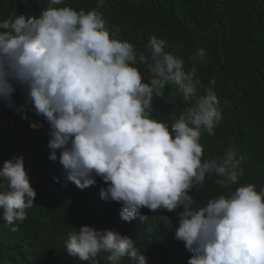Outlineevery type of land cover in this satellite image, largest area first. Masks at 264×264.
<instances>
[{"label":"clouds","instance_id":"clouds-1","mask_svg":"<svg viewBox=\"0 0 264 264\" xmlns=\"http://www.w3.org/2000/svg\"><path fill=\"white\" fill-rule=\"evenodd\" d=\"M62 3L48 0L38 17L14 13L0 20V102L24 119L29 111L42 117L49 127V160H57L59 149L64 178L80 190L100 178L107 185L100 199L121 204L123 221L139 217L145 223L142 208H182L174 239L191 254L187 264H264V188L241 184L193 207L190 192L206 179L215 177L216 185L228 189L243 176L234 142L221 155L204 158L200 141L213 136L223 119L214 81L205 87L197 74V63L208 60L205 49L190 57V68L155 36L138 53L99 11L104 0L87 12L55 7ZM166 86H175L185 105L170 122L152 118L153 100L164 97ZM17 89L25 97L19 108ZM35 197L23 157L5 161L3 219L24 221ZM65 250L91 264H98L101 253L108 264H124L125 258L127 264H146L133 238L88 225L71 228Z\"/></svg>","mask_w":264,"mask_h":264},{"label":"trees","instance_id":"trees-1","mask_svg":"<svg viewBox=\"0 0 264 264\" xmlns=\"http://www.w3.org/2000/svg\"><path fill=\"white\" fill-rule=\"evenodd\" d=\"M47 5L48 0H0V20L14 13L26 20L38 17ZM96 5L97 0H63L55 7L87 12ZM99 11L138 53L155 36L164 42L165 51L180 56L190 68V57L198 48L205 49L208 60L205 65L197 63V74L205 87L214 81L223 119L213 136L205 134L200 141L204 158L221 155L234 142L243 176L228 189L216 185L215 177L206 179L190 192L193 207H203L241 184H254L257 191L264 188V0H104ZM139 70L147 82V69L140 65ZM13 99L19 108L25 99L23 91L17 89ZM184 107L176 87L166 86L164 97L153 100L152 118L170 122ZM33 123L38 127H30ZM49 139L42 117L29 111L24 119L22 113L0 102V169L5 161L22 156L36 192L24 221L9 224L0 214V264H91L68 256L65 250L71 228L84 225L133 238L146 264H187L191 254L182 241L174 239L182 208L172 213L142 208L140 215L149 217L145 223L139 217L123 221L121 204L100 199V188L107 187L100 178L83 190L64 178L60 150H56V161L48 158ZM12 227L18 230L12 232ZM95 259L108 264L104 253Z\"/></svg>","mask_w":264,"mask_h":264}]
</instances>
